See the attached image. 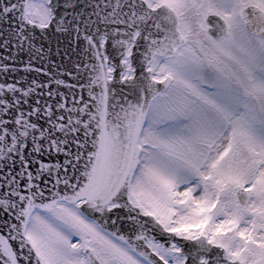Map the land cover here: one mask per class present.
<instances>
[{
  "label": "snow or ice",
  "instance_id": "obj_1",
  "mask_svg": "<svg viewBox=\"0 0 264 264\" xmlns=\"http://www.w3.org/2000/svg\"><path fill=\"white\" fill-rule=\"evenodd\" d=\"M0 264H264V0H0Z\"/></svg>",
  "mask_w": 264,
  "mask_h": 264
}]
</instances>
